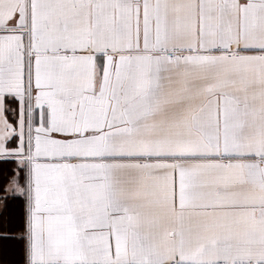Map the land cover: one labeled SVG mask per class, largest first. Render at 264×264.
<instances>
[{
    "label": "snow or ice",
    "instance_id": "1",
    "mask_svg": "<svg viewBox=\"0 0 264 264\" xmlns=\"http://www.w3.org/2000/svg\"><path fill=\"white\" fill-rule=\"evenodd\" d=\"M0 264H264V0H0Z\"/></svg>",
    "mask_w": 264,
    "mask_h": 264
}]
</instances>
